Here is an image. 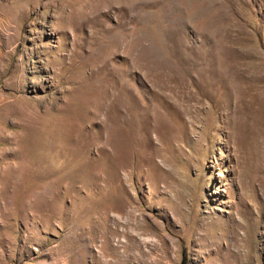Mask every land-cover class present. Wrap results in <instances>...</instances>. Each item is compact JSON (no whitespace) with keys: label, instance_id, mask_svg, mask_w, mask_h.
I'll return each instance as SVG.
<instances>
[{"label":"rangeland","instance_id":"374dc122","mask_svg":"<svg viewBox=\"0 0 264 264\" xmlns=\"http://www.w3.org/2000/svg\"><path fill=\"white\" fill-rule=\"evenodd\" d=\"M0 264H264V0H0Z\"/></svg>","mask_w":264,"mask_h":264},{"label":"bare ground","instance_id":"6f19581e","mask_svg":"<svg viewBox=\"0 0 264 264\" xmlns=\"http://www.w3.org/2000/svg\"><path fill=\"white\" fill-rule=\"evenodd\" d=\"M225 19H227V18H225ZM225 53H226V52H225ZM225 53H224V54H225ZM227 54H228V53H227ZM222 56H223V53H222ZM226 57H227V56H226ZM229 57H230V59L233 58V56H232L231 53H229ZM229 57H228V58H229ZM228 58H227V59H228ZM232 60H233V59H232ZM229 66L231 67V65H229ZM233 67H234V66H233ZM230 70H231V68H230ZM230 70H229L228 72H230ZM227 74H228V73H227ZM229 74H230V73H229ZM227 78H228V76H227ZM217 83H218V82H217ZM186 84H188V83H186ZM179 87H181V86H179ZM179 87H178V90H179ZM165 88H166V86H165ZM185 88H186V87H185ZM169 89H170V91H173L171 85H170ZM182 89H184V88L182 87ZM174 90H176V89H174ZM176 91H177V90H176ZM125 98H126V97H125ZM128 99H129V98H128ZM127 102H128V101H127ZM116 103H117V102H116ZM117 104H118V103H117ZM123 104H124V103H123ZM129 104H130V102H129ZM125 105H126V104H125ZM119 106H120V105H119ZM119 106H118V107H119ZM121 106H122V105H121ZM129 106H130V105H129ZM124 107H125V106H124ZM118 109L120 110V108H118ZM121 109H122V108H121ZM127 110H128V109H127ZM123 111H125V110H123ZM128 111H129V110H128ZM119 114H120V113H119ZM119 114H118V116H120ZM116 115H117V114H116ZM118 116H117V117H118ZM129 116H130V115H129ZM121 117H122V116H121ZM119 120H120V119H119ZM145 258H146V257H145Z\"/></svg>","mask_w":264,"mask_h":264}]
</instances>
